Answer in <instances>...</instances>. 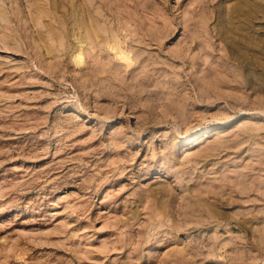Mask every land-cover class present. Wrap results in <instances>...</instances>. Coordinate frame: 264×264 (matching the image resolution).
<instances>
[{
  "label": "rangeland",
  "instance_id": "rangeland-1",
  "mask_svg": "<svg viewBox=\"0 0 264 264\" xmlns=\"http://www.w3.org/2000/svg\"><path fill=\"white\" fill-rule=\"evenodd\" d=\"M0 264H264V0H0Z\"/></svg>",
  "mask_w": 264,
  "mask_h": 264
},
{
  "label": "bare ground",
  "instance_id": "bare-ground-1",
  "mask_svg": "<svg viewBox=\"0 0 264 264\" xmlns=\"http://www.w3.org/2000/svg\"><path fill=\"white\" fill-rule=\"evenodd\" d=\"M111 45V44H110Z\"/></svg>",
  "mask_w": 264,
  "mask_h": 264
}]
</instances>
